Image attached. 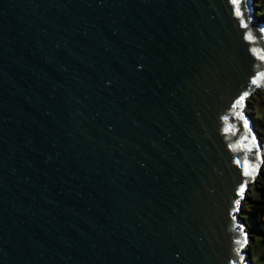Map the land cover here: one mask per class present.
Listing matches in <instances>:
<instances>
[{
    "label": "water",
    "instance_id": "95a60500",
    "mask_svg": "<svg viewBox=\"0 0 264 264\" xmlns=\"http://www.w3.org/2000/svg\"><path fill=\"white\" fill-rule=\"evenodd\" d=\"M254 3L0 0V264H252Z\"/></svg>",
    "mask_w": 264,
    "mask_h": 264
},
{
    "label": "trees",
    "instance_id": "16d2710c",
    "mask_svg": "<svg viewBox=\"0 0 264 264\" xmlns=\"http://www.w3.org/2000/svg\"><path fill=\"white\" fill-rule=\"evenodd\" d=\"M254 6L255 16L258 20H260L257 16V5L254 4ZM247 102L251 104L250 109L253 110L254 105L252 101L248 99ZM252 114V111L247 113V115H249L250 117H252ZM258 120L260 121L261 126L264 127V121L261 119ZM254 129L258 132L261 142L264 143V132L258 130V127L256 126H254ZM244 199L246 203L250 201L249 209L253 216H255L254 229L259 238L258 240H254V242L250 243L249 249L246 251V253L249 252L252 257L257 256L256 261H251L249 258V261L252 262V264H264V162L260 168L259 173L251 182L250 188L247 189Z\"/></svg>",
    "mask_w": 264,
    "mask_h": 264
},
{
    "label": "rangeland",
    "instance_id": "374dc122",
    "mask_svg": "<svg viewBox=\"0 0 264 264\" xmlns=\"http://www.w3.org/2000/svg\"><path fill=\"white\" fill-rule=\"evenodd\" d=\"M257 5V16L261 20L262 23H264V0H255V3ZM258 20V19H257ZM258 20V21H260ZM251 100L253 103V110H251V104L247 102V100ZM250 111L253 112L252 114V122L253 127H258V130H261L264 132V127L261 126V123L258 119H261L264 121V90L263 89H257L253 94L249 95L246 98V107L243 108L242 113L247 115ZM262 137V136H261ZM262 153H263V159H264V143H262ZM250 188V186H249ZM245 199H243L240 210L238 215L242 219V226L244 228V231L247 232L248 237V243L244 246V251L246 252L249 249V245L251 242H254V240H258V235L255 232L254 224H255V216L251 213L249 209V203L245 202ZM259 255V252H258ZM248 258H250L251 261H256L257 256L250 255L248 252ZM252 263V262H251Z\"/></svg>",
    "mask_w": 264,
    "mask_h": 264
},
{
    "label": "snow or ice",
    "instance_id": "6c2138e0",
    "mask_svg": "<svg viewBox=\"0 0 264 264\" xmlns=\"http://www.w3.org/2000/svg\"><path fill=\"white\" fill-rule=\"evenodd\" d=\"M232 2L235 4V3H237V0H232ZM239 14H240L239 9H237V15H239ZM240 191H241V194H243L244 189L241 188ZM237 243H238V244L243 243V244L246 245V244L248 243V237H247V234H244L243 241L238 240ZM241 264H243V258H241Z\"/></svg>",
    "mask_w": 264,
    "mask_h": 264
}]
</instances>
